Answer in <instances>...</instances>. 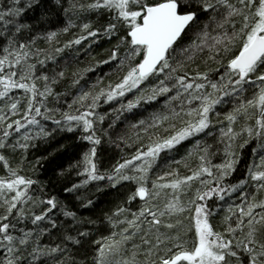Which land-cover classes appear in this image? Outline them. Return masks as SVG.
Segmentation results:
<instances>
[{"label": "snow or ice", "instance_id": "snow-or-ice-1", "mask_svg": "<svg viewBox=\"0 0 264 264\" xmlns=\"http://www.w3.org/2000/svg\"><path fill=\"white\" fill-rule=\"evenodd\" d=\"M32 5L0 0V264H264V0H73L65 11L80 22L62 31L79 32L63 44L55 31L33 33ZM101 35L115 44L97 63L116 62L121 75L82 83L85 68L65 85L57 57ZM160 98L161 110L131 125L134 150L101 170V105L131 112ZM64 131L92 145L65 191L132 185L104 214L107 234L81 231L76 212L29 173V150ZM185 144L179 159L169 155Z\"/></svg>", "mask_w": 264, "mask_h": 264}, {"label": "trees", "instance_id": "trees-1", "mask_svg": "<svg viewBox=\"0 0 264 264\" xmlns=\"http://www.w3.org/2000/svg\"><path fill=\"white\" fill-rule=\"evenodd\" d=\"M73 0H33L32 7L26 12L24 21L32 25L33 33L43 36L47 32L55 31L58 33L60 44L72 39L78 34V28H70L69 32L62 31L68 26V21L71 19L73 23H79L80 20L69 9L70 3ZM86 2V0H80ZM93 21L97 17L93 14L90 17ZM98 23H103L99 20ZM92 41L82 42V45H74L70 49H65L57 57L58 65L53 67L64 68L66 71V79L64 84L67 85L72 79V73L85 68H91V71L84 73V81L89 84L94 83L99 78H103V84L107 85L109 81L115 82L121 73L115 71L116 62L97 63L98 61L107 60L111 49L115 44V40H109L103 35L98 40L91 43V47L87 45ZM40 47H48V44L43 41H38ZM59 46V45H56ZM83 49V50H81ZM60 91H64L62 86ZM74 91V89H71ZM163 107V98L159 101H154L151 104H145L142 107L133 109L131 112L124 111L122 113H114L112 109L118 108L116 102L110 104H102L99 109L102 112H108L109 115L105 120L103 128L107 130V134L98 132L101 137L100 144L96 145V158L98 166L101 170L110 168L117 160L130 154L134 149L127 146L126 142L131 137L135 140L136 129L131 127L140 119H147L153 111H159ZM117 116L119 118L117 119ZM115 121L112 128L108 125ZM80 132H58L53 134V137L48 140H40L36 142V146L31 148L28 153V159L32 163L27 165L29 173L33 174L42 182L45 193L57 197L60 205L66 206L68 209L75 211L77 220L83 221L80 230L88 228L93 235L98 236L99 233L107 234V222L104 220V214L114 210V208L123 204L127 194L132 187L128 182H124L123 186L118 185L116 188L107 186V182L91 183L86 187L72 192L65 191V188H70L72 184L79 183L82 177L77 176L78 169L70 167L81 161L84 152L88 151L92 146L89 142L79 139ZM123 137L124 139H119ZM187 144L180 148L178 153H170L176 159H179L184 154V149ZM251 148L246 147L243 150V160L239 171H243L244 164L250 159ZM38 157H42L35 171H32V164L35 163ZM172 167H175L173 165ZM239 171L237 174H239ZM99 188V190H98ZM88 199L93 200L92 205L84 206ZM136 205H132V210L135 211ZM59 221L63 225L61 231L69 230L72 235H75V225L72 224L70 217H64L59 211L56 212ZM95 221V224H90L88 221ZM54 237L56 235L55 230ZM90 249L87 244L79 249L78 259H83L84 254L89 253ZM90 258V257H89Z\"/></svg>", "mask_w": 264, "mask_h": 264}]
</instances>
